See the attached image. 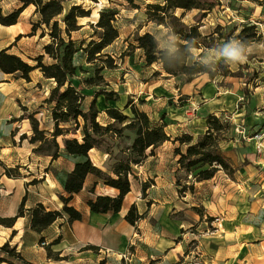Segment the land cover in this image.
<instances>
[{"label":"rangeland","instance_id":"obj_1","mask_svg":"<svg viewBox=\"0 0 264 264\" xmlns=\"http://www.w3.org/2000/svg\"><path fill=\"white\" fill-rule=\"evenodd\" d=\"M10 1L12 4L6 9V13L10 9L16 10L22 6L20 0ZM164 1L137 0L136 2L142 5L140 10L132 7L127 0H73L66 3L67 7L82 4L92 11L90 16L80 19L83 28L73 34V38L79 40L78 43L81 39L89 40L92 37L94 29L91 24L97 21V14H100L101 10L116 11L115 23L120 36L105 49V52L116 58L118 67L105 68L101 72L106 84L90 86L84 82L87 77L94 75L95 69L100 67L103 61L88 63L83 52L77 53L74 57L75 65L82 66L83 69L78 71L72 82L86 95L87 102H90L99 90H114L119 93L120 99L117 101L106 102L105 96H98L101 123L106 124L111 120L106 113L108 107L124 109L131 97L155 122H165L166 130L171 135V140L156 148L154 154L148 151L149 156L143 164L134 166L138 179H134L128 199L135 200L139 211L140 209L143 212L148 211L135 228L136 241L130 250L131 252L140 250L139 260L147 262L151 256L165 253L159 245L162 235H175L177 242L179 241L182 246L183 254L185 253V258H181L179 264H264V155H260L261 153L256 154L258 156L252 154L251 157L238 155L234 143L236 137L240 141L251 143L252 139H249V136L256 132L255 126L261 124L264 127V0H218L219 4L204 17L197 8L188 11L177 10L179 15L185 12L184 20L187 23L198 24L197 21L200 20V31L203 35L209 36L211 48L193 51L196 54L204 51L202 57L204 62L233 63L232 71L240 75L218 76L212 80L208 74H201L203 76L196 80V86L187 82L185 75L168 74L160 63L147 64L143 49L137 47L136 36L146 32L153 33L161 41L162 46L172 47L170 41L175 40V37L168 35V28L148 21L146 15L148 3ZM5 2L8 6L9 0ZM39 18L34 7H29L19 17L21 25L26 27L27 31L23 33L14 50L21 52L23 58L31 64H36L33 57L44 53V45L50 39L48 35L40 37L42 29H38L36 36H31V24ZM245 25H255L257 35L253 36L254 31L248 30L242 39H237ZM218 26L220 29H217ZM43 27L47 26L44 24ZM221 28L225 31H232L234 28L237 30L225 41L218 38ZM94 37L98 39L97 36ZM245 38H249V42H245ZM226 46L241 49L243 58L233 60L221 55ZM51 61L46 55L44 62L49 64ZM245 73L246 81L249 82L251 78L254 82H251L252 88L249 89L247 96L244 94V100L241 101V96L240 98L235 96L229 87L233 81L245 85L243 78ZM31 76V81H27L17 75H0V114L6 118V128H12L11 132L6 131L7 143H14L17 147L15 153H11L13 149L6 148L0 152V156L11 164L8 167L13 168L16 176L21 172H27L25 168L20 169L19 165L15 164L16 158L18 161L21 157L23 159L24 152L33 150L37 145L31 146L29 139L22 136L24 133L28 137L33 134L31 119L28 116L33 114L39 122V127L46 130L48 136L54 129L52 107L44 100L56 82L46 78L40 69L33 71ZM208 82L218 84L222 91L226 92L224 103L220 104L214 101V98L210 102L211 105L217 102L220 107L228 108L227 113L222 112L218 115L230 118L233 124L232 130L222 141L221 148L236 171L229 174L220 170L211 180L195 182L194 192L188 190L181 195L176 183L178 172L182 176L183 184L190 182L183 172L178 171L179 155L175 148L180 146V143H175L174 139L185 133H191L196 137L199 132L206 130L207 108L201 107L200 104L202 91L194 92L193 89L196 87L199 90ZM124 111L130 113L129 109ZM235 118H244V121ZM239 127L249 136H243L238 130ZM75 136L81 137V134ZM62 139L59 138L61 158L58 160L47 163L48 159L41 153H38V157L32 158L33 168L37 173L34 182L45 187L44 179L40 181L38 179L47 170L54 176V179L49 180V184L53 186L55 192L62 191L61 176L66 174L76 160L64 150V146L61 145ZM182 148L185 150L186 147ZM91 157L105 168L107 154L94 149L91 151ZM2 159L0 161L4 163ZM95 180L96 177L93 175L87 178L85 189L75 199L76 205H81L87 197L95 196L90 191ZM141 182L149 183L146 194L141 191ZM114 192L115 190L106 186L103 181H100L96 188L97 194ZM39 244L46 246V238L43 237ZM204 250L207 253H204ZM173 256L175 254L170 255V258Z\"/></svg>","mask_w":264,"mask_h":264},{"label":"trees","instance_id":"obj_2","mask_svg":"<svg viewBox=\"0 0 264 264\" xmlns=\"http://www.w3.org/2000/svg\"><path fill=\"white\" fill-rule=\"evenodd\" d=\"M21 1L23 5L11 13L5 14L0 8V23L3 25L17 23L24 8L34 4L35 13L40 18L32 22L31 35L37 34L38 29H42L40 37L48 35L50 39L44 45V53L33 57L36 64H31L20 55L11 53L10 46L2 49L0 51V74L17 75L31 81V72L40 69L46 78L56 82L49 96L44 100L48 106L52 107L51 117L54 121V129L51 135L48 136L46 130L39 127V122L34 115L30 114L28 117L31 119L33 134L29 137L26 134L22 136L28 138L30 143L37 144L34 152L51 155L53 159L61 155L59 138L62 137L64 150L75 158L80 157L66 177L65 194L60 195L64 203L62 210L48 209L43 203H38L29 209L31 227L41 233L65 215L69 221L82 219L83 213L72 205L71 201L83 190L90 175L96 177L90 188V191L95 194L88 200L90 210L96 213L116 214L122 210L126 195L132 191L134 179H138L134 166L144 163L149 156V150L150 154H154L156 148L171 140V135L166 130L167 124L155 122L146 111L134 103L131 97L124 109L108 107L106 113L111 120L103 124L99 120L101 110L97 105L98 96L103 95L106 102H110L119 100V93L114 90H99L96 96L87 102L86 95L72 82L78 71L83 69L82 66L74 63V57L79 52H83L88 63L103 61V64L95 69L94 75L84 80L87 85L106 84L101 72L105 68L118 67L116 58L105 52V49L120 36L115 23L117 20L115 10H101L97 21L91 24L94 29L92 37L89 40L81 39L78 43L79 40L74 39L73 34L83 28L80 19L90 16L91 9H86L82 4H72L67 7L66 3L73 0ZM127 1L134 8L139 10L142 8V5L136 2L137 0ZM217 4H219L218 0H165L164 3H148L146 8L148 21L164 25L169 30L168 35L174 36L175 40L170 41L172 48L162 46L161 41L151 32L138 34L135 40L137 47L144 51L146 63L149 65L160 63L168 74L185 75L187 81H192L201 74H208L211 79H216L218 76H239L225 61L204 62L202 60L204 51L196 54L193 49L211 48L208 41L209 36L203 35L200 31V20L197 21L198 24H190L184 20L185 12L181 15L177 14L178 9L188 11L197 8L204 17ZM44 24L48 30L43 27ZM255 27V25H245L236 38L242 39L248 30L254 31L253 36L257 35ZM236 30L237 28H234L232 32L221 28L218 38L227 41ZM245 42H249V38H245ZM46 55L52 60L49 64L44 62ZM244 93L245 96L248 95V86L244 88ZM126 109H129L130 113H126L124 111ZM206 119L204 133L196 137L185 133L174 139L175 143H180V146L175 148V152L179 155L178 171L183 172L190 182V184H183L182 176L178 172L176 183L181 195L188 190L194 192L195 182L212 179L220 170L229 174H234L236 171V168L224 156L221 148L222 141L233 128L232 121L230 118H223L216 114H209ZM78 133L81 137L75 136ZM183 146L186 147L185 150ZM93 149L108 155L105 168L91 157L90 152ZM6 174L16 177L13 168L6 167ZM99 181H103L106 186L115 189L116 192L97 194L96 188ZM148 188V182H141V191L144 194ZM25 202L26 197L17 215L9 217L0 215V225L14 226L17 218L26 213ZM195 209L199 210L196 207ZM146 213L147 211L140 213L137 204L133 203L125 218L129 223L137 226ZM0 253H2L0 264L4 262L34 264L9 241L0 245ZM49 255L53 256L50 249ZM14 260L21 263H16ZM101 264H105V261Z\"/></svg>","mask_w":264,"mask_h":264},{"label":"crops","instance_id":"obj_3","mask_svg":"<svg viewBox=\"0 0 264 264\" xmlns=\"http://www.w3.org/2000/svg\"><path fill=\"white\" fill-rule=\"evenodd\" d=\"M10 2L11 1L9 0V5L7 6L5 5V0H0V8L3 13L8 14L15 11L13 8L6 13V9L10 8V4H12ZM12 2H14V0H12ZM20 3H22L21 0ZM29 7L31 6L29 5L24 8L21 14H23ZM17 25H19V28L12 33L11 30ZM20 27H23V25H21L19 20L17 23L12 25H3L0 23V51L10 46L9 51L11 53L23 57L21 52L14 50L21 37H23V33H26L21 31ZM31 36H36V34ZM229 65L233 69L234 64L229 62ZM33 71L31 72V75ZM2 74L8 75L5 73H1L0 75ZM244 75L245 77L243 78L245 79V85L233 81L229 87L231 92L239 98L242 95L244 96V88L246 86H248L249 89L252 88L251 82H254V79L251 80V78L250 81L247 82V73ZM202 76L203 75H199L192 81L187 82L194 83L196 86V80L200 79ZM221 88L222 87L218 84L208 82L205 83L199 90L196 87L193 89L194 92L200 90L202 91V102L200 104L201 107L207 108L205 120L209 114L219 115V113L227 112V107H220V104L224 103L226 93L223 92ZM213 98L215 99L214 101H217L220 104L215 102L211 105L210 101H213ZM213 105H216V107L212 108ZM235 120L244 121V118H235ZM6 126V118L4 115L0 114V152L6 148H10L13 149L11 153H15L17 151L16 145H14V143H7L6 137V131L8 130L11 132L12 128L7 129ZM255 127L256 129H259L262 125L260 124ZM204 132L205 131L199 133ZM250 141L252 142L247 143L243 140L240 141L238 137H236L234 143L237 146L235 147L238 155H247L248 157H251V155L254 154L255 156H258L256 155L259 154V152H257L255 148V140L252 139ZM30 145L33 146L32 143H30ZM34 148L35 147H33V150H26L24 152L23 159L21 157V160L19 159L18 161V158H16L15 164L19 165L20 169L25 168V170H27V172H21V174L16 177H10L6 174V167L11 164H8L0 156V159L4 161V163H1L0 161V215L4 217L17 215L19 207L24 197H26L25 215L18 217L12 227L0 225V244L10 241L12 245L17 246L18 250L27 260L33 262L34 264H101L102 261H105V264H179V261L182 260L181 258H185V253L183 254V250H181L182 246L179 241L177 242V237L175 235H162L159 245H161L165 253L163 255L159 254L155 257L151 256L147 262H141L139 260L140 250L137 249V252H131L130 250L133 243L136 241L135 228L137 226L129 223L125 218L131 204L136 203L132 198L130 200L128 199L131 192L126 195L123 208L120 212L116 214L112 212L96 213L92 212L88 205V200L91 197H87L85 202L81 205L75 204L77 195L82 193L86 187V183L83 190L76 194L71 201V204L83 213L82 219L69 221L68 217L64 216L63 218H59L41 233L33 230L31 227V214L29 209L36 206L38 203H43L48 209L62 210L64 203L60 199V195L65 194L64 184L66 177L75 164L74 163L73 166L68 169L66 174L61 176L63 187L61 192H55L53 186L49 184V180L52 178L54 179V176L52 173L50 175V172L47 170L41 174L40 179L37 178L39 181L44 179L43 182L45 183V187H42L40 183L34 182L37 177V173L33 168L32 158L38 157L40 154L34 152ZM42 155L44 158L48 159L47 163H50V161L54 162L61 158V155L57 159H53L51 155ZM260 155H264V152ZM24 159H27V161H23ZM75 159L76 162L80 160V157ZM39 190H41L40 194L38 193ZM37 194L38 196H36ZM254 202L256 201L254 200ZM139 212L144 213L141 209ZM179 227L181 228L182 226L180 225ZM237 228L239 229L240 227L238 226ZM43 237L47 240L46 246H41L39 244ZM91 246L94 247L91 248ZM49 249L53 256L49 255ZM204 253H207V251L204 250ZM173 254H175V256L170 258V255Z\"/></svg>","mask_w":264,"mask_h":264},{"label":"built area","instance_id":"obj_4","mask_svg":"<svg viewBox=\"0 0 264 264\" xmlns=\"http://www.w3.org/2000/svg\"><path fill=\"white\" fill-rule=\"evenodd\" d=\"M241 101L244 100V96H241L240 98ZM239 132L243 134V136H249L247 135L246 131L243 128L239 127ZM249 139H253L255 140V148L257 150V152L262 153L264 152V127L256 129V132L249 136ZM43 244H45V242H43Z\"/></svg>","mask_w":264,"mask_h":264},{"label":"clouds","instance_id":"obj_5","mask_svg":"<svg viewBox=\"0 0 264 264\" xmlns=\"http://www.w3.org/2000/svg\"><path fill=\"white\" fill-rule=\"evenodd\" d=\"M220 54L233 60H240L243 58L242 50L235 46L224 47L223 51Z\"/></svg>","mask_w":264,"mask_h":264},{"label":"bare ground","instance_id":"obj_6","mask_svg":"<svg viewBox=\"0 0 264 264\" xmlns=\"http://www.w3.org/2000/svg\"><path fill=\"white\" fill-rule=\"evenodd\" d=\"M30 6H31V7H34L35 5H34V4H31ZM98 17H99V14H97V18H98ZM17 28H19V25H17L16 27H14V28L11 30L12 33H14L15 30H16ZM20 30L26 32V31H27V28H26V27H20ZM61 145L64 146L63 143H61ZM1 242H2V241H1Z\"/></svg>","mask_w":264,"mask_h":264}]
</instances>
